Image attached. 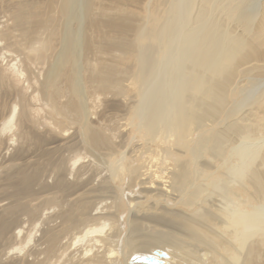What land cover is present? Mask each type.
<instances>
[{
  "label": "bare ground",
  "instance_id": "1",
  "mask_svg": "<svg viewBox=\"0 0 264 264\" xmlns=\"http://www.w3.org/2000/svg\"><path fill=\"white\" fill-rule=\"evenodd\" d=\"M0 264H264V0H0Z\"/></svg>",
  "mask_w": 264,
  "mask_h": 264
},
{
  "label": "water",
  "instance_id": "2",
  "mask_svg": "<svg viewBox=\"0 0 264 264\" xmlns=\"http://www.w3.org/2000/svg\"><path fill=\"white\" fill-rule=\"evenodd\" d=\"M153 261V260H152ZM153 262H155V261H153Z\"/></svg>",
  "mask_w": 264,
  "mask_h": 264
}]
</instances>
